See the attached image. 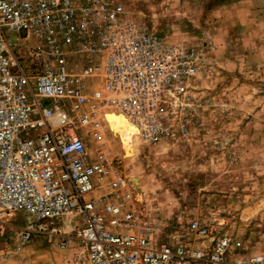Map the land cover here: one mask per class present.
<instances>
[{
	"label": "built area",
	"instance_id": "2783aa9c",
	"mask_svg": "<svg viewBox=\"0 0 264 264\" xmlns=\"http://www.w3.org/2000/svg\"><path fill=\"white\" fill-rule=\"evenodd\" d=\"M203 56L120 0H0V238L14 228L24 242H75L83 250L73 264H264V254L230 259L240 242L215 221L155 237L111 155L106 112L127 113L148 143L168 137ZM18 211L21 226L11 223Z\"/></svg>",
	"mask_w": 264,
	"mask_h": 264
},
{
	"label": "rangeland",
	"instance_id": "374dc122",
	"mask_svg": "<svg viewBox=\"0 0 264 264\" xmlns=\"http://www.w3.org/2000/svg\"><path fill=\"white\" fill-rule=\"evenodd\" d=\"M120 1L156 33L204 54L181 96L187 110L171 121L169 136L148 143L139 135L135 155L123 162L122 171L141 183L142 193L134 191L140 216L167 240L195 218L215 221L240 242L230 259L264 254V0ZM18 43L36 40L20 36ZM111 155L122 156L117 143ZM26 218L18 211L11 223ZM83 221L76 216L73 225ZM82 250L45 237L24 242L11 228L0 238V264H73Z\"/></svg>",
	"mask_w": 264,
	"mask_h": 264
},
{
	"label": "bare ground",
	"instance_id": "6f19581e",
	"mask_svg": "<svg viewBox=\"0 0 264 264\" xmlns=\"http://www.w3.org/2000/svg\"><path fill=\"white\" fill-rule=\"evenodd\" d=\"M106 120L113 137L118 141L122 148V156H115L114 162L123 169L125 159L135 154L133 140L136 135L140 134V127L132 120V118L122 110L111 109L106 112ZM141 137V136H140ZM132 181L134 182L132 185ZM131 185L134 191L142 193L139 178H132ZM143 203V199L139 200Z\"/></svg>",
	"mask_w": 264,
	"mask_h": 264
},
{
	"label": "crops",
	"instance_id": "0c3cea01",
	"mask_svg": "<svg viewBox=\"0 0 264 264\" xmlns=\"http://www.w3.org/2000/svg\"><path fill=\"white\" fill-rule=\"evenodd\" d=\"M140 135V134H139ZM139 135H136L135 137H134V140H133V145H134V150H135V152L137 151V148H136V143H135V141H136V139H137V137L139 136ZM115 143H117V145H118V148H119V152H123L122 151V148L120 147V144L118 143V141L117 140H115ZM114 143V144H115ZM135 155V154H134ZM116 156V155H115ZM114 156V157H115Z\"/></svg>",
	"mask_w": 264,
	"mask_h": 264
}]
</instances>
